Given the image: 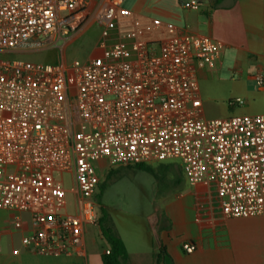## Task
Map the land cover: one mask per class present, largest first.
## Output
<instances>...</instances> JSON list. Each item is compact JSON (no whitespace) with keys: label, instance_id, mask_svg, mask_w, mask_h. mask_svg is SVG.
<instances>
[{"label":"built area","instance_id":"obj_1","mask_svg":"<svg viewBox=\"0 0 264 264\" xmlns=\"http://www.w3.org/2000/svg\"><path fill=\"white\" fill-rule=\"evenodd\" d=\"M126 1L0 0V54L65 41L63 52L91 25L103 28L98 57L0 60V211L29 214L33 230L22 242L38 255L85 256L103 159L112 167L179 160L191 186L216 189L225 218L264 216V115H202L198 70L220 63L223 44L116 32L131 15ZM195 248L182 245L186 254Z\"/></svg>","mask_w":264,"mask_h":264},{"label":"crops","instance_id":"obj_2","mask_svg":"<svg viewBox=\"0 0 264 264\" xmlns=\"http://www.w3.org/2000/svg\"><path fill=\"white\" fill-rule=\"evenodd\" d=\"M189 1L138 0L133 8L128 7L131 15L121 22L116 32L136 31L149 40L192 34L222 43L220 63L215 68L198 70L200 93L203 83L216 76L219 92H228L232 99L243 100L240 105L229 106L223 118L264 115V87L256 79L257 75L264 77V0H200L202 5L198 11L184 7ZM27 53L20 51L17 55ZM202 115L206 118L203 106ZM170 161L146 166L154 170L162 165L168 171V167L174 169L167 164ZM97 164L104 169L112 167L105 159ZM179 168L182 171L181 165ZM180 184L178 181L173 185L178 189L176 192L163 193L165 205L163 214L155 222L158 239L156 248L152 241L156 250L150 264H264V216L227 219L215 188L199 189L187 180L185 187L180 188ZM173 188L169 185L168 190ZM16 216L22 219L19 230L14 229ZM32 230L28 213L0 211V264H103L102 254L107 248L101 250L96 240L88 246L87 231L85 256L55 257L38 255L23 245L22 238ZM185 242L195 245L192 254L182 249ZM147 263L134 261L130 254L126 262Z\"/></svg>","mask_w":264,"mask_h":264},{"label":"rangeland","instance_id":"obj_3","mask_svg":"<svg viewBox=\"0 0 264 264\" xmlns=\"http://www.w3.org/2000/svg\"><path fill=\"white\" fill-rule=\"evenodd\" d=\"M137 1L127 0L126 6L133 8ZM102 33L103 28L93 24L82 35L72 38L63 52L65 41L59 42L57 48L26 51L27 55H17V52L0 54V60L18 57L43 64L60 63L63 59L67 63L74 60L85 61L90 56L101 55L98 51L93 53V50L98 45ZM216 83L217 79L214 76L201 87L200 98L208 119L223 118L224 114L228 113L229 102L233 98L228 92H219ZM167 164L174 169L168 167L167 171L162 165L156 166L153 171L122 166L104 169L97 164V172L102 184L101 205L106 210L110 225L123 239L134 261L144 260L145 263L150 264L153 251L156 250L154 248L157 246L158 235L155 222L163 214L165 205L163 193L176 192L178 189L173 188V185L178 181L181 182L180 188L186 186V178L179 168L180 161L172 160ZM169 185L173 188L170 191ZM66 186H69V183ZM101 236L99 222L97 227H88L87 245L91 246L92 240H96L101 250L108 248L107 242Z\"/></svg>","mask_w":264,"mask_h":264},{"label":"trees","instance_id":"obj_4","mask_svg":"<svg viewBox=\"0 0 264 264\" xmlns=\"http://www.w3.org/2000/svg\"><path fill=\"white\" fill-rule=\"evenodd\" d=\"M133 167H136L140 170L153 171L146 165H137ZM101 186L102 184H100L99 192L96 195V201L98 205L97 216H98V222H99L102 238L108 244V248L106 250L110 251L109 254H106L105 252L102 254V262L103 264H126L129 258V254L123 239L113 230L108 220L106 210L101 205L100 202Z\"/></svg>","mask_w":264,"mask_h":264}]
</instances>
